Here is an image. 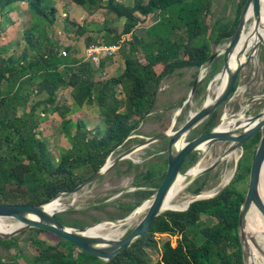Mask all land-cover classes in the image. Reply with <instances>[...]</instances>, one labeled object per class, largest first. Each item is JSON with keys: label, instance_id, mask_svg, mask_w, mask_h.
<instances>
[{"label": "trees", "instance_id": "16d2710c", "mask_svg": "<svg viewBox=\"0 0 264 264\" xmlns=\"http://www.w3.org/2000/svg\"><path fill=\"white\" fill-rule=\"evenodd\" d=\"M71 1L88 8L99 7L106 1L109 11L125 19L121 33L113 36L108 34L105 38L106 43H119L123 35L131 34V39L125 38L122 42L124 69L118 76L96 80L89 63L59 55L58 48L53 44L29 60L26 52L18 59L0 57V87L4 83L16 84L27 76L31 84L40 81L39 92H45L47 97L31 105V115L35 114L38 106H42V112L45 113L56 102L53 111L64 118L63 126L71 133L69 138L72 143L55 161L49 143L37 132L39 121L32 118L28 128L24 117L16 114L17 106L13 104L14 96L10 97L11 91H6L11 98L8 100L9 97L3 95L0 89V126L10 129L3 136L4 142H0V204L45 203L59 192L76 187L98 171L113 151L131 140L129 137L155 109L160 84L166 76L178 69H199L208 62L218 44L230 40L247 0H240L234 19L221 17L212 26H208L207 19L211 15L214 0H133L132 5L126 4L124 0ZM16 2L28 3L31 10L53 22L55 7L50 6L49 2L46 4L47 0H0V12ZM155 12L159 13V18L149 25V37H141L137 33L138 25L145 24L146 20L148 22L150 15ZM78 28L81 32L85 30L83 26ZM108 32L112 31L109 29ZM93 41L88 36L86 45ZM28 42L34 44L30 40ZM66 50L69 51V47ZM104 64L105 59L101 61V66ZM219 71L220 61L215 59L207 77L212 79ZM201 83L195 90L196 95L203 89ZM61 85L72 90V98L77 105L97 104L104 123L93 121L94 127L88 129L82 118L74 124L75 131H71L72 122L66 117L71 110L68 99L64 98L60 104L56 97ZM22 103L26 104L24 101ZM218 120L217 110L196 127L195 132L198 135L209 132ZM260 138L261 132H258L245 142L234 178L217 195L195 200L186 210L162 212L143 235L111 260L105 261L55 235L58 240L52 243L36 236L29 239L38 254L29 259L27 264H151L155 254L157 264H246L239 234V215L247 190L239 185L251 169V163L245 164L243 159L248 154L252 162ZM1 150H7V154ZM163 150L166 148L159 151ZM196 154L194 152L186 157L184 171L195 160ZM155 160L160 164L151 163L145 170H140V166L128 161L126 175L132 169H137L133 181L137 188L132 196L139 201H119V209L124 212L118 214L120 217L128 215L143 199L154 193V187L164 180L167 169L163 165L167 167L168 159H153L151 162ZM118 171L123 172L121 169ZM198 183V179H195L194 184L197 186L190 188L192 194H199L205 185V182ZM102 206L95 205L94 208ZM253 208L254 205L248 218ZM112 214L109 212V215ZM203 216L212 217L214 222L207 223ZM62 222L72 227H86L81 222ZM29 230L53 234L39 228ZM241 235L249 264L248 245L242 228ZM199 237L202 239L197 242ZM15 247L17 238H0V249ZM257 254H261L259 250ZM14 257L17 259L18 254ZM4 262L0 255V264ZM17 264L21 263L17 261Z\"/></svg>", "mask_w": 264, "mask_h": 264}, {"label": "rangeland", "instance_id": "374dc122", "mask_svg": "<svg viewBox=\"0 0 264 264\" xmlns=\"http://www.w3.org/2000/svg\"><path fill=\"white\" fill-rule=\"evenodd\" d=\"M148 1V0H145ZM50 6L55 7L53 14V22L45 19L44 16L38 15L28 6L26 2H16L9 5L3 12H0V57L3 58H21L24 52L27 53L28 59L30 57L39 55L46 50L50 44H53L58 48L59 55L67 56L69 60L77 59L78 61L89 63L93 71L94 78L96 80H106L112 76H118L124 69V60L121 51L111 57L102 58L105 59V64L102 67L101 61L98 65L94 63V60L89 59L87 48L94 43H106L105 38L108 34L112 36L117 33H121L124 27L125 19L118 16L116 13L109 11L106 7V1L103 2L99 7L81 6L71 0H47ZM126 4L132 5L133 0H124ZM240 0H214L213 7L211 9V15L208 16V26H212L214 22L219 18L234 19L238 4ZM248 11V10H247ZM157 12L150 15V18L145 21V24H139L137 33L144 38H148V27L158 17ZM251 12L246 16V20L250 17ZM251 21L246 22V28L244 32H247L250 28ZM79 26L85 27L84 32L79 31ZM112 32H108V30ZM91 36L93 42L90 45H86V38ZM130 37V38H128ZM127 39H131L129 34L123 35V42ZM32 41L34 44L28 42ZM125 39V40H124ZM228 40L218 44L215 50L222 49L226 46ZM69 47V51L66 50ZM253 52V47L249 48L246 55ZM216 59L220 61V70L223 66V56L220 55ZM22 65V64H21ZM195 68H183L176 70L173 74L166 76L160 86V97L156 101L155 109L149 114L145 121H142L137 130L129 138L130 141L125 142L114 151L113 155L109 159L115 158L124 149L132 147L144 140V138L155 135L166 130L170 127L172 119L175 113L180 110L181 105L184 104L183 108L179 112V116L175 122V129H177L185 120L189 117L190 113L198 110L206 102H209L207 96V86L210 82V78L206 76L201 80L203 89L196 95L194 92L190 96L191 86L186 81L190 74L194 75L197 70ZM178 71H183L182 74H178ZM194 73V74H193ZM208 73V72H207ZM218 73V72H217ZM29 76L20 79L16 84L4 83L0 87L3 91V95H7L6 91L10 92L14 96L13 104L17 106L16 114L24 117V122L27 121L28 128L30 127L31 119H37L39 126L37 132H40V136L49 143V149L52 152L55 161L60 159L61 153L65 149L71 147V140L69 138V131L67 127L63 126L64 118L61 117L57 112L53 111V104L50 110L45 113L42 112L43 107L38 106L37 111L32 116L31 105L39 100L46 99L47 94L45 92H39V82L29 83ZM167 86H165V83ZM168 90H167V89ZM25 92V93H23ZM72 90L61 85L57 92V100H60V104L64 102V98H67V104L71 106V110L66 114L69 117L71 131H75L74 124L78 119L84 118L88 129L94 127L92 122L101 121V111L97 104L77 105L71 94ZM17 93L16 95H14ZM211 95L215 97L216 91L213 88ZM2 95H0L1 97ZM120 96H123L120 94ZM207 96V98H206ZM8 98L10 100L11 98ZM191 97V98H189ZM183 102H182V101ZM25 102L24 105L22 102ZM264 109V58H263V45L256 50L251 57L248 64L244 67L241 72L240 79L237 83V89L234 96L228 103H223L219 109V119L227 111L229 116L236 114L241 115L245 111V116H254ZM29 114V115H28ZM170 124L168 125V121ZM219 121V120H218ZM104 122L101 121V124ZM197 129V128H195ZM195 129L187 136L186 140H190L198 135ZM12 130V129H11ZM9 133V128L0 126V142L4 140V134ZM3 137V138H1ZM4 142V141H3ZM167 144L168 139H162L157 142L150 144L148 147L141 149L136 154L132 155L131 159L121 160L110 172H108L101 179L93 182L85 189L81 190L77 195H65L61 199L65 203V211L57 212L58 219L61 221L81 222L85 223V226L95 224L97 221L103 219L115 218L120 219L118 214L124 213L119 209V201L135 203L139 201L133 197V191L137 188L133 185L134 176L137 169H132L129 174H125V170L128 167V161H132L134 164L140 166V170L151 166L153 159H166L167 158ZM229 143L227 142H216L212 145L205 155H202L199 159V164L202 167H207L213 163L223 152L228 148ZM166 148L159 152V156H156L158 150ZM5 149V148H4ZM4 154H7V150H1ZM239 157L243 156L244 150L237 149ZM197 153V152H196ZM109 157V156H108ZM197 158V154H196ZM196 158L192 161L187 169L194 166ZM239 159V160H240ZM253 161V159H252ZM26 163H29L25 161ZM245 164L251 162V157L246 154L243 159ZM163 167L167 169L164 164ZM238 164L236 165L235 155L228 156L222 160L221 163L209 174H202L196 177L199 183L205 182L200 193L210 191L211 193L221 188L222 179L226 174L237 172ZM0 167V173H1ZM136 168V167H135ZM121 169L123 172H119ZM186 169V170H187ZM185 170V171H186ZM184 171V170H183ZM249 175L239 185V187L248 189ZM235 176V174H234ZM234 178V177H233ZM232 178V179H233ZM195 181V180H194ZM194 181L188 184L185 190L179 196V201H184L192 197V191L190 188H194L197 184ZM232 181V180H231ZM230 181V182H231ZM26 196V194H25ZM24 196V197H25ZM111 198V200H110ZM106 201V202H105ZM102 205V208H94L95 205ZM255 206V205H254ZM170 210V209H169ZM57 211V210H56ZM55 211V212H56ZM167 211V210H165ZM175 211V210H174ZM178 211V210H176ZM109 212H113L114 215H109ZM146 211L141 212L140 215L133 220L130 224L124 225L123 229L114 230L108 235L114 237H123L129 233L132 228L141 220L145 215ZM15 221L14 219H10ZM203 220L209 224L214 222L212 217L203 216ZM31 229V228H30ZM130 230V231H129ZM39 237L49 243L56 242L58 239L54 234L48 232H35L25 229L20 233L12 236L17 238V247L10 250L1 248L0 255L3 257L5 264H17V261L21 264H27L29 259H32L38 254L35 247L29 243V239L32 237ZM164 237H166L164 235ZM201 237L197 239V242L201 241ZM244 246V240L242 239ZM253 253V251H252ZM18 254V258L15 259V255ZM244 257L247 263V254L244 246ZM151 264H157V254ZM253 264H264V255L259 254Z\"/></svg>", "mask_w": 264, "mask_h": 264}, {"label": "water", "instance_id": "95a60500", "mask_svg": "<svg viewBox=\"0 0 264 264\" xmlns=\"http://www.w3.org/2000/svg\"><path fill=\"white\" fill-rule=\"evenodd\" d=\"M253 9V15L257 19H260L261 10H262V0H247L243 10L239 16V19L236 23L235 29L231 35L230 40L226 46L221 49H217L211 55L208 62L201 66L206 68V74L208 72V67L213 63V61L220 55L223 56V66L221 70L214 75L210 80L207 86V96L210 95V90L213 84L218 83V74L223 73L227 74V83L224 89L220 93H216L213 101L208 103L205 102L196 111L190 113L189 117L185 120L182 125L175 129V122L179 116V112L183 108L184 104L181 105L180 110H178L171 122V125L168 129L163 130L160 133L144 138V140L132 147L124 149L119 153L115 158L109 159L113 155L114 151L109 155L106 162L103 166L92 174L90 177L82 180L76 187L67 190L61 191L56 194L52 199L45 203L41 204H0V216L7 217L8 219H14L21 223V226L14 229L11 232H0V238L8 239L12 236L20 233L25 229L30 228H39L44 229L57 235L73 244L82 250L91 253L105 261H109L114 258L116 255L121 253L125 248L130 247L143 233L148 229L153 220L165 211L164 204L166 202L167 196L176 182L179 175L182 173H188L190 168L186 171H183V165L186 157L194 152H197V158L195 164H198L200 157L206 154V151L202 150L200 147L202 144L207 146L209 149L216 142H227L229 143L228 148L219 156L213 163L203 169L195 176H192L188 179L187 185L192 183L196 177L202 174H206L213 169H215L222 160L226 159L237 149L244 150V144L250 140L256 133L261 132V138L253 158L250 175H249V184L246 193L245 200L242 204L240 215H239V234L242 240L241 227L243 226L244 219L251 208L252 205H256L264 215V200L260 194V180L262 167L264 164V109L254 116H245V111L237 116L234 114V117H237L238 122L231 129L220 130L218 129L219 125L223 122L224 114L221 116L219 121L214 125V127L207 133L200 134L190 140H186L187 136L192 132L193 129L198 127L201 123L209 119L216 110L223 104L228 103L231 98L234 96L237 83L240 79L241 72L244 67L248 64L253 54L260 47L264 46V41H258V43L253 47V52L249 55H246L247 49L243 51H237V54H234L239 46L240 40L246 28V15L249 7ZM235 55V60L233 57ZM243 56V60H242ZM232 61H235L233 65ZM202 70V68H201ZM199 71L198 77L194 80L190 96L194 94L198 83L203 79L202 71ZM206 96V98H207ZM191 98V97H189ZM232 116V117H233ZM241 120H245L244 122ZM132 136V135H131ZM130 136V137H131ZM129 137V138H130ZM162 139H168L167 144V159L168 166L164 180L161 184L154 187V193H152L147 198L143 199L128 215L120 219L109 218L97 221L95 224L86 226L83 228L72 227L64 224L56 217L57 212L65 211V209L56 211L54 213L48 212L45 208V205L55 199H61L65 195H77L81 190L85 189L87 186L93 182L101 179L108 172H110L121 160L132 158L133 154H136L143 148L148 147L150 144L157 142ZM180 140L185 141L184 145L178 147L177 144ZM205 153V154H204ZM240 157L236 158V165L239 162ZM235 172L232 173V176L229 181L224 183L220 189L217 191L204 195L203 193L193 194L194 196L188 203L187 207L180 209L178 211L186 210L189 208L190 204L198 199L210 198L217 195L223 188H225L232 178L234 177ZM111 200V198H110ZM151 201L148 206L145 215L141 220L135 225L132 230L123 237H113L104 234H93L88 230L99 223H110L115 224H130L135 220L141 211V207L144 203ZM106 202V201H105ZM244 249V246H243ZM246 262V261H245Z\"/></svg>", "mask_w": 264, "mask_h": 264}, {"label": "bare ground", "instance_id": "6f19581e", "mask_svg": "<svg viewBox=\"0 0 264 264\" xmlns=\"http://www.w3.org/2000/svg\"><path fill=\"white\" fill-rule=\"evenodd\" d=\"M251 12L250 17L248 18L247 22L251 21L250 28L247 32H244L242 35V39L240 40L239 46L234 54H237V51H243L245 48L248 50L249 48L254 47L258 41H264V0H262V10L260 19H257L253 15V9L250 6L247 15ZM246 15V16H247ZM242 56V60H243ZM233 60H235V55L233 57ZM233 65L235 64V61H232ZM227 74L219 73L218 74V83L213 84L210 90V95H208L209 102L213 101V96L211 95V91L213 88L215 89L216 93H220L227 83ZM245 121V120H241ZM238 122L237 117H232L228 115V112L226 111L224 113L223 122L219 125L218 129L220 130H226L231 129L236 123ZM185 141L180 140V142L177 144L178 147L183 146ZM202 150L208 151L207 146L205 144H202L200 146ZM235 155V157H239V153L237 151H234L230 156ZM229 156V157H230ZM203 167L198 163L195 166L191 167L188 173H182L178 176L176 182L174 183L173 187L171 188L166 202L164 204L165 210H180L187 207L189 201L194 197L179 201V196L181 193L185 190L187 186V181L190 177L197 175ZM232 176L231 174H226L224 178L222 179V184L226 183L230 180ZM204 195L211 194L210 191L203 192ZM260 194L262 196V199L264 200V164L262 167V173H261V180H260ZM151 201H148L143 204L141 207V211L144 212L147 210L148 206L150 205ZM180 206V207H178ZM61 207H65V203L62 201V199H55L45 205V208L48 212L54 213L56 210L60 211L64 208L60 209ZM252 207V206H251ZM251 208L249 209L246 218L244 219L243 226L241 227L244 231L247 245H248V258H249V264H253V260L256 259L258 256L257 250L261 254L264 255V215L261 212V210L255 205L251 216L248 218ZM248 218V220H247ZM125 224L119 223L112 225L110 223H99L95 226H92L88 231L93 234H104L108 235L114 230L123 229ZM21 226V223L18 221H11L7 217L0 216V232H11L14 229ZM110 236V235H108ZM114 237V236H113ZM253 251V253H252Z\"/></svg>", "mask_w": 264, "mask_h": 264}, {"label": "built area", "instance_id": "2783aa9c", "mask_svg": "<svg viewBox=\"0 0 264 264\" xmlns=\"http://www.w3.org/2000/svg\"><path fill=\"white\" fill-rule=\"evenodd\" d=\"M131 36V34H129ZM130 38V37H128ZM123 42V40H122ZM122 42L119 43H94L87 48L89 59L100 64L102 58L111 57L121 51ZM204 67V66H203ZM202 67V78L206 76V68Z\"/></svg>", "mask_w": 264, "mask_h": 264}, {"label": "crops", "instance_id": "0c3cea01", "mask_svg": "<svg viewBox=\"0 0 264 264\" xmlns=\"http://www.w3.org/2000/svg\"><path fill=\"white\" fill-rule=\"evenodd\" d=\"M212 65V64H211ZM211 65L208 67V71H209V69H210V67H211ZM199 71L200 70H197L196 71V73L194 74V75H192V74H190V77L186 80L189 84H190V86H191V89H192V85H193V82H194V80L198 77V75H199ZM179 73V75L180 74H182L183 73V71H178ZM201 82V81H200ZM200 82L198 83V85H197V87L199 86V84H200ZM165 83V82H164ZM168 85V84H167ZM166 85V83H165V86H167ZM167 89V88H166ZM197 89V88H196ZM160 90H161V86H160ZM168 90V89H167ZM159 97H160V91H159V93H158V96H157V99L159 100ZM182 101V100H181ZM183 102V101H182ZM161 131H163V130H161ZM127 159H130V158H127ZM153 164H158L159 162H158V160H155L154 162H152ZM160 164V163H159Z\"/></svg>", "mask_w": 264, "mask_h": 264}, {"label": "flooded vegetation", "instance_id": "af4514ba", "mask_svg": "<svg viewBox=\"0 0 264 264\" xmlns=\"http://www.w3.org/2000/svg\"><path fill=\"white\" fill-rule=\"evenodd\" d=\"M218 109H219V108H218ZM218 109H217V110H218ZM217 110H216V111H217ZM159 152H161V151L158 150L157 153H154V154H156V156H159ZM155 159H156V158H155ZM158 159H160V158H158ZM167 166H168V165H167Z\"/></svg>", "mask_w": 264, "mask_h": 264}]
</instances>
